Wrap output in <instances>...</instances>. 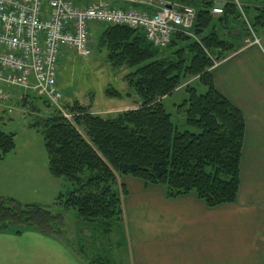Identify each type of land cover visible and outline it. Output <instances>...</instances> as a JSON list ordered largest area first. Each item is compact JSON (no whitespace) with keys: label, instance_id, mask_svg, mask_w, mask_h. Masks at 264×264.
<instances>
[{"label":"trees","instance_id":"16d2710c","mask_svg":"<svg viewBox=\"0 0 264 264\" xmlns=\"http://www.w3.org/2000/svg\"><path fill=\"white\" fill-rule=\"evenodd\" d=\"M181 1L196 11L191 30L198 41L176 31L162 49L171 50L167 57L158 58L161 50L141 30L104 25L98 38L110 50L113 64L134 68L125 80L139 99L135 108L106 118L75 101L67 107L73 113L71 120L54 110V115L37 122L49 174L71 185L65 194L57 195L55 204L65 211L76 209L80 222L101 227L103 235L122 219L121 198L115 190L118 176L163 185L169 198L194 193L208 207L233 203L237 198L244 118L215 88L211 67L214 59H223V53L232 49V42L222 35L240 37L229 34L234 29L228 26L234 20L245 31L247 26L234 0H223L220 6L222 13L216 19L226 29L223 32L216 30L211 13L214 0ZM237 1L245 12L253 6L252 32L264 28V5H254L264 4V0ZM194 76L206 91L197 94L186 87L188 97L179 108L185 125L193 131H179L161 100L175 91L182 78ZM104 93L114 98L128 96L113 88ZM14 147V134L0 130V158ZM62 227L61 213L0 195V232L12 230L18 235L29 229L58 238ZM89 264H95L94 260Z\"/></svg>","mask_w":264,"mask_h":264},{"label":"crops","instance_id":"0c3cea01","mask_svg":"<svg viewBox=\"0 0 264 264\" xmlns=\"http://www.w3.org/2000/svg\"><path fill=\"white\" fill-rule=\"evenodd\" d=\"M211 74L217 91L244 118L237 198L208 207L194 193L169 198L163 185L119 176L126 264H264V28L215 62ZM9 154L0 158V195L14 198L11 186L23 183L10 181L18 164L4 165ZM41 163L45 167L47 160ZM69 243L29 229L0 232V264H89L82 247Z\"/></svg>","mask_w":264,"mask_h":264},{"label":"rangeland","instance_id":"374dc122","mask_svg":"<svg viewBox=\"0 0 264 264\" xmlns=\"http://www.w3.org/2000/svg\"><path fill=\"white\" fill-rule=\"evenodd\" d=\"M200 0H189L190 4H195ZM222 1H214L219 7ZM235 1V0H234ZM237 1V0H236ZM238 3L239 12L247 26L245 31L239 22L234 20L230 28L238 31L239 39H231L228 34L222 35L229 43L232 42V49L223 53V57L232 53L241 47L251 36L252 18L254 16L253 6H249L248 11H242V5ZM251 4H253L251 2ZM255 6L264 5L263 3H254ZM215 23H217V14H213ZM216 30L223 32L225 28L219 25ZM104 24H94L89 29L92 53L88 57L78 55L74 50L62 48L57 64V89L61 94V111L69 116H62L71 120L73 113L67 107H71L75 101L81 105H89L92 113L99 114L106 118L115 117L122 111L135 108L139 99L131 88L125 77L134 71L126 65L113 64L109 59L110 50L98 39ZM241 30V32H240ZM256 29H254L255 32ZM231 31L228 33L230 34ZM237 34V35H238ZM236 35V34H235ZM192 40L198 41L193 31L187 33ZM178 45H181L180 43ZM160 52L158 58H164L171 54V50L165 49ZM216 60L212 62L215 64ZM3 90L10 93L9 99L0 100V130L6 133L14 134L15 147L10 152L7 163H17L18 172L15 179L11 182L23 183L19 186H11L15 199L21 203H38L48 207L53 213L63 215V227L58 238H64L65 242L72 241L71 245L77 250L81 249V257L85 262L94 260L95 264H123L125 262V245L123 238L126 233V224L122 219L117 222L109 234L103 233L101 227L96 225H86L79 221L76 209L71 208L63 210L55 204L59 193L65 194L71 189L69 182L62 178H54L48 172V167L41 163L47 160V155L43 145L42 129L37 122L44 117L54 115L53 107L43 96L33 91H24L14 86H0ZM186 87H192L197 94H203L206 87L199 83L196 76L182 78L175 91L162 98L161 103L165 111L170 115L172 123L179 131L189 130L184 123L183 109L179 105L188 97ZM113 88L120 93L128 94L123 98L108 97L104 91ZM48 161V160H47ZM10 170V168H7ZM14 170V169H13ZM12 176V175H11ZM119 177V176H118ZM118 179V178H117ZM14 185H20V183ZM1 183V182H0ZM4 184H7L5 182ZM119 183L115 190L122 198ZM5 196V195H4ZM68 233V239L66 238ZM75 233H88L91 238L81 237ZM71 235V236H70ZM78 237V238H76ZM76 238V239H75ZM126 264V262H125Z\"/></svg>","mask_w":264,"mask_h":264},{"label":"built area","instance_id":"2783aa9c","mask_svg":"<svg viewBox=\"0 0 264 264\" xmlns=\"http://www.w3.org/2000/svg\"><path fill=\"white\" fill-rule=\"evenodd\" d=\"M211 13L222 9L212 7ZM195 18L193 6L162 0H0V86L33 91L63 113L56 86L60 52L90 56L92 25L141 30L162 50L176 31L189 33ZM9 96L0 87V100Z\"/></svg>","mask_w":264,"mask_h":264},{"label":"water","instance_id":"95a60500","mask_svg":"<svg viewBox=\"0 0 264 264\" xmlns=\"http://www.w3.org/2000/svg\"><path fill=\"white\" fill-rule=\"evenodd\" d=\"M230 34H234V35L238 34V31H234V32L232 31V32H230Z\"/></svg>","mask_w":264,"mask_h":264}]
</instances>
